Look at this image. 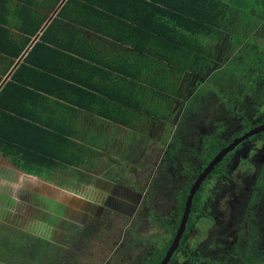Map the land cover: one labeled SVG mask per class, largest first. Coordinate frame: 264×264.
I'll return each mask as SVG.
<instances>
[{
  "label": "flooded vegetation",
  "instance_id": "flooded-vegetation-1",
  "mask_svg": "<svg viewBox=\"0 0 264 264\" xmlns=\"http://www.w3.org/2000/svg\"><path fill=\"white\" fill-rule=\"evenodd\" d=\"M158 63L164 65L163 61ZM213 65H216L215 61ZM171 71L165 66L160 70L154 68L150 73L159 76L157 80H163L168 77L162 74ZM154 77L148 76L150 84L146 86L151 92L145 95V104L150 106L152 98L155 99L159 112L131 109L133 118L126 124H118L119 132L115 133L120 134L125 129L131 133L133 144H124L118 139H110L107 143L105 136L100 141L105 145L102 146L104 161L99 163L97 158L92 161L95 153L85 158L84 168L80 167L89 177L88 186L96 187L97 192L93 194L89 186L85 194L87 203L72 208L71 200L68 205L53 202L57 194L50 189L45 191L44 195L54 203L53 209L46 204L49 210L42 211L44 215L39 219L35 220L37 211L33 210L27 221L24 217L14 216L9 223L20 230L25 229L30 235L44 229V234L38 238L49 245L48 252L37 262L27 260L29 255L18 257L6 252L10 257L21 264L161 263L181 226L186 199L194 182L222 149L264 124V101L249 114V104H245L247 96L241 97L240 103L231 110L237 119L240 118V125L226 136L222 132L224 123L216 120L214 112L211 113L215 115L204 117V120L212 121L208 128L199 124L197 119L207 103L198 93L183 92L184 78L172 75L171 82L175 85L169 87L170 92L154 94ZM195 85L196 89L200 88V81ZM242 126L250 128L242 131ZM107 144H113L114 159ZM219 144L223 146L215 151ZM232 166L239 168L242 188L241 184L233 183ZM92 167L100 171L92 174ZM263 180L264 130L239 142L201 183L192 198L182 236L167 264H208L207 258L223 257L222 254L213 258L218 255L216 252L201 257L198 249L201 240L217 223L213 213L215 206L223 202L232 217L237 218L236 225L245 223L244 227L256 229L260 242L258 249L264 258V234L258 233L264 227V204H257L264 197ZM228 185L230 188H224ZM32 201H38L33 203L34 207L46 208L38 197ZM246 232L241 240L243 243L248 240ZM237 238H233L226 248ZM94 246L100 247L97 254L90 251Z\"/></svg>",
  "mask_w": 264,
  "mask_h": 264
},
{
  "label": "trees",
  "instance_id": "trees-1",
  "mask_svg": "<svg viewBox=\"0 0 264 264\" xmlns=\"http://www.w3.org/2000/svg\"><path fill=\"white\" fill-rule=\"evenodd\" d=\"M253 5L251 13L252 15H258L257 24L255 27H248L246 33L240 32V36H238L235 29L230 28L231 30H229L230 24H226L229 18L228 15H231L232 12L223 0H168L162 6L163 8L153 6L156 8V12L167 13L169 16L167 20L156 19L152 22V26L142 32L139 30V24L141 23L138 22V26L136 24L135 27H132L135 31L134 34L122 38L112 36V38L123 44H130L142 50L148 48L151 44H158V46L165 49L160 52L149 53L152 56L151 58L141 57L138 53L128 56L120 64L107 65L104 71L90 67L91 72L94 71L96 74L102 72L105 79L89 83L80 81L78 78L83 71L90 73L84 65L80 70L75 69L66 74L57 72L52 76L49 72L48 74L41 70L40 75L45 74L44 77L50 78L54 82L51 83V88L53 86L51 91L27 81L22 83L18 79L19 77L16 80V77L12 76V80L7 82L0 90V95L9 88H16L19 92L18 96H23L25 99L34 98L35 102H39L44 107L45 95L52 94L68 103L70 107L67 106V108L73 114L71 117L78 109H84L123 125L133 118L134 112L131 109L148 111L149 106L145 104V95L151 92L146 86V84H150L148 80L150 71L154 68L160 70L161 67L165 66L172 70L169 74L166 72L162 74L164 77H168L163 80H157L156 78L159 76L154 77L153 86L158 88V90H152L154 94H158V91L163 90V87L171 82L172 75H194L198 72L201 73V71L204 72L205 62L212 59L215 54L210 53L209 56V53L204 50L208 43L210 46L222 45L223 43V45H227L226 49L229 50L230 48L231 50L223 67L221 66L225 61L221 60H219V65H213L214 71L216 69L217 71L211 72L212 75H220L219 72H221L238 78L242 73L249 74L252 79L251 83H254L257 88L261 77H264V44L262 46L256 44L259 39L256 31L264 26V0H256ZM256 8L261 9V11H256ZM227 31L233 34L229 35L226 33ZM149 32L152 33L147 34ZM248 39L253 42L251 49H249ZM204 41L205 44H203ZM154 57L158 60L156 61ZM139 60H142V63ZM158 61H163L164 65L161 66L160 63L157 65L156 62ZM24 62H27V59ZM30 71L35 73V70ZM109 71L110 75L112 72L122 75V86L112 82L111 77H108ZM144 74L145 76H143ZM227 78L229 77L227 76ZM15 80L16 83L14 84ZM234 93L237 94L238 92L235 91ZM254 95L253 92L251 96H247L249 98L248 103H254ZM238 100L240 102V98ZM58 105L63 107L60 103ZM22 119L18 112H14L13 108L4 105L0 101V154L3 157L10 158L14 165L28 174L41 173L43 170H55L65 165L82 166L88 153L82 144H75L69 139L75 133L73 129H69L68 132H47L43 128H37L39 133L34 137L35 143L28 144L25 138L27 132L24 136L19 137L20 132L7 130V128L18 126L17 122H23ZM222 146L223 144H219L215 151ZM89 152L91 153V151ZM261 188L264 189V186ZM263 200L264 197L261 201ZM246 231L248 238L246 242H241L243 237H238L231 245L225 247L226 249L224 248L223 257L213 260L207 258L208 264H264V258L258 249L260 242L257 238L256 229L251 226L246 228ZM258 233L260 235L264 234V227ZM241 234L244 236L243 233ZM10 243L15 247L14 249H19L20 244V254L26 255L23 249L25 248L24 245L29 243L23 240L20 242L10 240L8 244ZM0 261L6 264H21L2 251V244L0 245Z\"/></svg>",
  "mask_w": 264,
  "mask_h": 264
},
{
  "label": "crops",
  "instance_id": "crops-1",
  "mask_svg": "<svg viewBox=\"0 0 264 264\" xmlns=\"http://www.w3.org/2000/svg\"><path fill=\"white\" fill-rule=\"evenodd\" d=\"M167 1L0 0V90L12 80L13 76L16 80L19 77L22 83L27 81L51 91L53 89L51 83L54 82L44 77L45 74L40 75L41 70L49 72L52 76L57 72L66 74L75 69L80 70L83 65L90 73L83 71L78 77L79 80L87 83L95 82L105 78L102 72L99 74L91 72L90 67L104 71L107 65L120 64L128 56L138 53L141 57L151 58L149 53L165 49L158 44H151L142 50L130 44H123L112 36L122 38L134 34L132 27L136 24L138 26V22L141 23L139 30L142 32L152 26V22L156 19L167 20L169 17L167 13L156 12V8L153 7L156 5L163 8ZM26 59L27 62H24ZM30 70H35V73ZM121 76L115 72L110 75V71L108 72V77H111L112 82L118 86L123 85ZM18 93L16 88H9L0 95V101L22 116L23 122L18 121V126L7 130L20 132L19 137L27 132L25 138L28 144L35 143L34 137L39 133L37 128H43L47 132H68L69 129H73L75 133L69 139L75 144H82L87 149L88 155L92 156L96 151H92L91 146L95 147L101 142L89 138L87 130H96L95 127L101 125V130L99 128L100 131L97 130L101 134L100 141L106 135L119 132V122L108 120L92 111L76 109L77 112L71 117L73 114L67 108L70 107L68 103L55 95H45L43 107L39 102H35L34 98L25 99L23 96H18ZM0 164H2L1 171L6 170V173L17 176V180H24L25 177L50 183L60 177L57 174L60 169L64 173L68 168H78L65 165L59 169L43 170L38 173L47 172V176H52L49 180L35 173H26L1 154ZM66 178L63 177L62 180ZM63 186H67V183ZM48 188L45 186V189Z\"/></svg>",
  "mask_w": 264,
  "mask_h": 264
},
{
  "label": "rangeland",
  "instance_id": "rangeland-1",
  "mask_svg": "<svg viewBox=\"0 0 264 264\" xmlns=\"http://www.w3.org/2000/svg\"><path fill=\"white\" fill-rule=\"evenodd\" d=\"M223 1L228 5L229 9H231L230 12H232L231 15H228L229 18L226 21V24H230L229 30L235 29L237 35L240 36L239 33H246L248 27H255L259 17L258 15H252L251 9L253 8V3L256 0ZM256 11L260 12L261 9L258 10L256 8ZM226 33H228L229 35L233 34L230 31H227ZM256 34L259 36L256 44L257 46H262L264 44V26L256 31ZM247 41L250 45L249 49H251V44L253 45V42L251 41V39H248ZM203 44H205V41L203 42ZM226 46L227 45H223V43L222 45L216 44L215 46H210L209 43L206 44L204 50L209 53V56L211 55L210 53L215 54L212 56V59L205 62L204 72L201 71V73L198 72V74L196 73L194 75L181 74L180 78H184L183 92L185 94L188 92H192L198 93L201 97L204 96L203 99L206 101L207 105L203 113L200 115V119H197L199 124L202 125V128H208L207 126H209V124H211L212 122L210 119L204 120L205 115L216 114V120L222 121V124L224 123L222 132L227 136L231 135L236 130V128H238V125H240V118L237 119L235 117V112L231 111L233 106L240 103L238 98L241 99V97L243 98L245 95L249 97L253 92L255 93L254 103H248L249 98H247V101L245 102V104H249V107H247V109L249 110V114L252 113V109H257L259 101L261 103L264 101V80L260 81L256 88V86H254L255 84L251 83L252 79L249 74L246 75L242 73L240 77L236 78V76L233 77V75H226L225 73L223 74L221 72H219L220 75H212V73H209V71L213 69L212 67L214 61L216 65H219V60L225 61L223 62L221 67L226 64L229 53H231L229 52L231 51L230 48L228 50L226 49ZM139 62L142 63V60H139ZM156 63L158 64V62ZM214 70L215 69H213L212 72L217 71V69L216 71ZM154 76L156 75H152V73L149 74V77L151 78ZM227 76L229 78H227ZM196 81H200L199 87L202 90H200V88H195ZM191 83L194 85V87H191ZM173 85H175V82H170L168 83V85L166 84L163 87V90H161L162 94L164 92H170L169 87ZM189 89H191V91H189ZM153 90H158L157 86H153ZM235 91L238 93H234ZM225 104H227L228 107L225 108ZM149 105V110H156L159 112V108L158 106H156L157 102L155 101V99L152 98V101ZM211 112H214L215 114H212ZM98 128L101 130V125H99ZM98 128L95 127L96 130H87L86 133L92 140L100 142L101 134L97 132ZM249 128V126L241 127L242 131H247ZM106 137L107 138L104 141H106L107 143L110 142V139H118V141H121L124 144H133L134 142L131 133L128 134L125 129H122L120 134L112 133L111 135H106ZM112 145L113 144H107L106 147L110 148L109 153L112 156V159H114V147H111ZM102 146L105 145L100 143L96 144L95 147L94 145L91 146V148H93L92 151H96L97 154L94 155V157H91L92 161L95 158L99 160V163H102L104 161L105 150L102 149ZM8 159L11 161L10 158ZM125 162L126 161H124V163ZM1 168L2 164H0V243L2 244V251H4L5 253H12L11 255L19 257L20 244L19 249H14L15 247L11 243L8 244V237H10L11 240H16L19 242L23 240L29 243L27 245H24L25 248L23 249L25 250L26 255H29V261L37 262L39 258L41 259V257L44 256L46 252H48L47 249L49 245L47 243L44 244L38 238V236L44 234V232L42 231L44 229H41L39 234L37 232L35 233V235H30L25 233V229L20 230V227L11 226L9 222L14 220V216H20L21 218L24 217L27 221V219L32 216L33 210L37 211V213L34 214V218L35 220H37L40 216L44 215L42 211L47 212L49 210L48 206L53 209V202L57 201L60 204H62L61 202H63L68 205V201L71 200L70 205L72 208H78L80 205L83 206L85 203H87V197H85V194L90 186H88L87 181L89 177L84 174V171L80 167H78L77 169L68 168L67 171L64 170V173L63 170L60 169L59 171H57V174L60 175V177L57 179L54 178L55 180H52V183L48 181L44 182L31 180L25 177L24 180H17V176H14L11 173H6V170L1 171ZM82 168L84 167L82 166ZM96 170L98 172L100 171L92 167L91 173L95 174ZM238 171V167H233L231 175L233 176V183L236 185L238 184L237 186L241 184L240 188H242L243 178ZM35 174L39 175L43 179L52 178V176H47L48 173L45 171L43 172V174ZM63 177L67 178L62 180ZM66 183L67 186L64 187L63 185ZM44 185L49 187L48 189L57 194L56 196H54L53 202L44 195L45 191H47ZM224 188H230V186L228 185ZM90 190L93 194L97 192L96 187L90 186ZM35 197H38L41 203H45L44 207L46 208L41 207L40 210L38 208V205L34 207L33 203L38 202L32 201ZM257 204H264V200L258 202ZM221 211H225V213H222ZM213 213L217 216V223H215L208 236L202 239L200 245L198 246L199 256L201 257L206 254H212V252H216L218 254L213 255V258L219 257L224 253V248L228 245L229 242L233 240V238L244 237L241 233H244L246 231V227H244L245 223H243L244 226L241 224H235L237 218L232 217V214H230V210H226V204L224 202L219 206H215ZM95 242L97 245H99L98 239H96ZM90 251L94 254H97L100 251V247L94 246Z\"/></svg>",
  "mask_w": 264,
  "mask_h": 264
},
{
  "label": "water",
  "instance_id": "water-1",
  "mask_svg": "<svg viewBox=\"0 0 264 264\" xmlns=\"http://www.w3.org/2000/svg\"><path fill=\"white\" fill-rule=\"evenodd\" d=\"M264 130V124L261 125L260 127L250 130L248 131L246 134H244L242 137L234 140L232 142V144H229L227 147H225L224 149H222L212 160L211 162L206 166V168L203 170V172L199 175V177L197 178V180L194 182L193 186L190 189V192L187 196L186 199V204H185V210H184V214H183V218L181 221V226L179 227L176 237L172 243V245L170 246L168 252L166 253L165 257L163 258V260L161 261L160 264H167L174 252V250L176 249V246L178 244L179 239L182 236V233L184 231V227H185V223H186V219L189 213V209L191 206V202H192V198L194 196V194L196 193V191L198 190V188L200 187L201 183L205 180V178L207 177V175L213 170V168L218 165V163H220V161L224 158V156H226L230 151H232L236 145H238L239 142L251 137L254 134L260 133L261 131Z\"/></svg>",
  "mask_w": 264,
  "mask_h": 264
}]
</instances>
